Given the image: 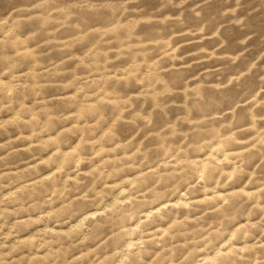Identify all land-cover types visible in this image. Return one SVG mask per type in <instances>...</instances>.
Wrapping results in <instances>:
<instances>
[{"label": "rangeland", "instance_id": "374dc122", "mask_svg": "<svg viewBox=\"0 0 264 264\" xmlns=\"http://www.w3.org/2000/svg\"><path fill=\"white\" fill-rule=\"evenodd\" d=\"M0 264H264V0H0Z\"/></svg>", "mask_w": 264, "mask_h": 264}, {"label": "clouds", "instance_id": "9594fccd", "mask_svg": "<svg viewBox=\"0 0 264 264\" xmlns=\"http://www.w3.org/2000/svg\"><path fill=\"white\" fill-rule=\"evenodd\" d=\"M236 2L239 5L240 0H236ZM246 20H247V16L242 15L240 16L238 21L234 22V25L236 26V28H238L241 33H244V35H242L238 40V43L241 45H246L248 41L251 40L254 35V33H245V29L249 27V25L245 23Z\"/></svg>", "mask_w": 264, "mask_h": 264}]
</instances>
